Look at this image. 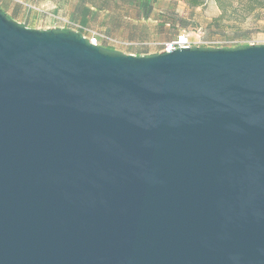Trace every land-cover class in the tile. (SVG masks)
Here are the masks:
<instances>
[{"label":"water","instance_id":"1","mask_svg":"<svg viewBox=\"0 0 264 264\" xmlns=\"http://www.w3.org/2000/svg\"><path fill=\"white\" fill-rule=\"evenodd\" d=\"M0 264H264V44L109 53L0 8Z\"/></svg>","mask_w":264,"mask_h":264},{"label":"trees","instance_id":"2","mask_svg":"<svg viewBox=\"0 0 264 264\" xmlns=\"http://www.w3.org/2000/svg\"><path fill=\"white\" fill-rule=\"evenodd\" d=\"M20 1V0H19ZM18 0H0V8L3 13L10 11L11 15L8 18H15L27 9L24 3L26 0L19 2ZM158 0H77L74 5L77 9V14L73 18L79 29H76L80 35L97 36L98 46L106 51L103 46L109 45L110 42L116 41L119 43L128 44L129 50L139 53L140 55H153L152 51L158 53L163 49L165 42L172 41L180 34L181 29H185L188 20L187 18L178 17V14L172 7L169 14L156 10V2ZM221 12L212 19L206 22L209 28V33L205 34L204 39L212 41L216 33H221L223 36L222 21L225 18V13L235 2L245 3L248 10H253L255 7L263 6L264 0H214ZM188 2L191 9L203 4V0H184ZM191 19H194L192 13ZM193 16V17H192ZM89 18H93L95 29L92 31L89 25ZM195 26L200 27V23ZM59 31V30H56ZM66 32V31H64ZM246 32H238L232 43H241L240 47L232 46L231 48H241L248 46L246 44ZM210 48V47H201ZM227 47H225L226 49ZM229 47V49H231ZM213 49V48H211ZM155 53L154 55H156Z\"/></svg>","mask_w":264,"mask_h":264},{"label":"rangeland","instance_id":"3","mask_svg":"<svg viewBox=\"0 0 264 264\" xmlns=\"http://www.w3.org/2000/svg\"><path fill=\"white\" fill-rule=\"evenodd\" d=\"M203 1V4L200 6L191 9L189 3L184 2V0H158L155 8L159 12L169 14L168 11L173 7L178 17L187 18L188 24L185 29L180 30V33L187 34L194 44L201 45V47L213 49L225 47L229 49V47L237 45V47H240L241 43H232L238 32H246L248 36L246 44L256 46L264 44V5L255 7L249 11V7L245 3L239 4L235 2L224 14L225 18L222 24L225 34L222 36L221 33H216L212 41H207L204 39V36L210 31L205 24L217 17L221 10L218 8L216 1ZM25 2L24 4L27 9H24L23 13L13 18L19 24L38 30L68 31L73 29V31L79 33L76 30L79 29L78 23L73 19L77 14V9L74 5V2H77V0H26ZM189 13H192L194 19H191ZM5 14L7 17L11 15L10 11H7ZM89 19V25L92 27L91 30L97 32L98 28L95 29L96 21L93 18ZM193 21L200 23L201 26H195V22ZM204 41L208 44L201 43ZM102 48L109 53L131 51L122 48L117 42H110L107 46L102 45ZM137 54L136 56H142L139 53Z\"/></svg>","mask_w":264,"mask_h":264},{"label":"built area","instance_id":"4","mask_svg":"<svg viewBox=\"0 0 264 264\" xmlns=\"http://www.w3.org/2000/svg\"><path fill=\"white\" fill-rule=\"evenodd\" d=\"M73 30V29H72ZM85 36V35H83ZM88 40V42L94 46H98L99 40L97 36L92 35V36H85ZM202 44H208L205 41L201 42ZM163 49L160 52H171L173 49L176 48H201V45H196L194 44L187 34H180L177 38L172 39V41L165 42L163 44ZM208 46V45H207Z\"/></svg>","mask_w":264,"mask_h":264},{"label":"crops","instance_id":"5","mask_svg":"<svg viewBox=\"0 0 264 264\" xmlns=\"http://www.w3.org/2000/svg\"><path fill=\"white\" fill-rule=\"evenodd\" d=\"M113 42H116V41H113ZM117 43H119V42H117ZM120 45H121V47L122 48H124V49H126V50H128L129 48L127 47L128 46V44H125V43H119ZM158 52H160V51H158ZM155 53H157V52H155V51H152L150 54H155ZM120 54H125V55H128V54H134V55H138L137 53H135V52H133V51H128V52H121Z\"/></svg>","mask_w":264,"mask_h":264}]
</instances>
